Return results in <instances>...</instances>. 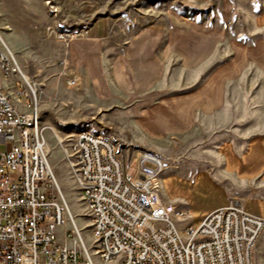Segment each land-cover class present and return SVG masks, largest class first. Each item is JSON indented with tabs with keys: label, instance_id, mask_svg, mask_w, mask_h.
<instances>
[{
	"label": "built area",
	"instance_id": "obj_1",
	"mask_svg": "<svg viewBox=\"0 0 264 264\" xmlns=\"http://www.w3.org/2000/svg\"><path fill=\"white\" fill-rule=\"evenodd\" d=\"M51 34L68 50L88 28ZM17 63L0 37V264H253L261 217L230 203L193 222L189 207L165 200L160 156L110 133L82 130L68 142L54 134L88 216L89 253L50 165L43 87ZM70 63L66 54L57 61L58 76L80 91L82 75Z\"/></svg>",
	"mask_w": 264,
	"mask_h": 264
},
{
	"label": "crops",
	"instance_id": "obj_2",
	"mask_svg": "<svg viewBox=\"0 0 264 264\" xmlns=\"http://www.w3.org/2000/svg\"><path fill=\"white\" fill-rule=\"evenodd\" d=\"M169 2L178 7L156 14L115 52L107 51L109 25L98 23L89 26L86 36L73 39L68 50L59 46L57 59L66 54L82 73L91 99L107 115L100 120L114 130L115 139L124 147L160 157L223 112L229 85L252 71L264 74V0ZM241 2L250 8L243 17L253 29L247 42L231 36ZM31 16L25 11L24 46L8 43L21 53L22 61L34 51L31 38L36 35L28 30ZM0 27L12 30L7 22ZM215 154L217 164L212 166L170 169L160 178L161 187L165 183L171 195L178 187L187 189L196 222L230 203L264 219V135L223 140ZM163 196L168 202L164 188ZM253 264H264V229Z\"/></svg>",
	"mask_w": 264,
	"mask_h": 264
},
{
	"label": "rangeland",
	"instance_id": "obj_3",
	"mask_svg": "<svg viewBox=\"0 0 264 264\" xmlns=\"http://www.w3.org/2000/svg\"><path fill=\"white\" fill-rule=\"evenodd\" d=\"M238 6L240 13L235 16L231 36L247 42L253 37L251 36L253 29L249 21L243 17L250 12V8L245 2ZM175 7L178 6L171 4L169 0H27V2L0 0V23L7 22L12 26L9 32L0 27L1 38L6 40L7 44L24 46L26 38L22 33L25 20L23 16L25 11H30L33 15L31 17L34 21L29 20L28 30L36 36L31 38V47L34 51L27 54L25 52L28 60L22 61L21 53L15 52L9 44L7 46L15 55L19 68L28 78L27 81L37 82L43 87L44 94L40 99L39 111L40 122L51 149L50 165L75 223L81 230L89 253H92L93 244L88 216L51 129L64 142H68L82 130L97 135L110 133L116 137V134L109 128L107 122L100 120L105 119L107 115L91 99L89 86H84L83 81L82 89L75 91L66 86L63 77L58 76L60 72L57 66V59L60 56L58 47L62 46L64 51L66 49L61 42L53 38L51 31L75 32L94 24L107 23L110 29L108 40L110 44L107 51L112 53L137 29L153 22L156 14H162ZM70 65L72 68L73 65L71 63ZM10 93L12 101L22 111H27L20 102H16L12 89ZM255 93L257 97L254 98ZM110 112L115 114L116 110ZM246 135H264V74L256 71L229 85L225 107L220 115L207 119L202 126L194 129L184 144L168 148V155L161 157L167 169L160 178L171 172L170 169L185 164L198 167L217 164L215 150L218 144L223 140ZM0 150L3 151L4 147L0 146ZM163 186L161 190L163 193L164 188L168 202L193 209L188 201L190 192L187 189L178 187L172 190L171 195L165 183ZM197 219V212L194 211L192 221L196 222ZM93 262L103 264L97 258H93Z\"/></svg>",
	"mask_w": 264,
	"mask_h": 264
},
{
	"label": "bare ground",
	"instance_id": "obj_4",
	"mask_svg": "<svg viewBox=\"0 0 264 264\" xmlns=\"http://www.w3.org/2000/svg\"><path fill=\"white\" fill-rule=\"evenodd\" d=\"M1 37V36H0ZM2 39V38H1ZM3 40V39H2ZM3 42H4V40H3ZM5 43V42H4ZM5 45L7 46V44L5 43ZM7 48H8V46H7ZM9 49V48H8ZM20 71H21V69H20ZM21 74H22V76H23V78L27 81L28 80V78H27V76L21 71ZM51 132L53 133V134H56L55 133V131L53 130V129H51ZM57 135V134H56ZM75 221V220H74Z\"/></svg>",
	"mask_w": 264,
	"mask_h": 264
}]
</instances>
